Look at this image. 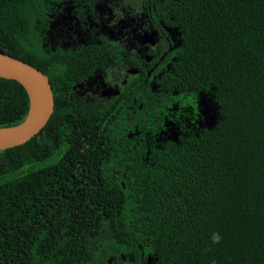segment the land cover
I'll use <instances>...</instances> for the list:
<instances>
[{
  "label": "trees",
  "instance_id": "1",
  "mask_svg": "<svg viewBox=\"0 0 264 264\" xmlns=\"http://www.w3.org/2000/svg\"><path fill=\"white\" fill-rule=\"evenodd\" d=\"M164 1L184 40L173 76L217 114L154 149L126 134L162 124L165 94L148 90L145 120L130 125L121 109L79 103V60L50 72L33 46L42 0H0V51L50 75L55 95L40 133L0 150V264H94L121 251L154 264H264V0ZM29 106L25 87L0 77V127Z\"/></svg>",
  "mask_w": 264,
  "mask_h": 264
},
{
  "label": "flooded vegetation",
  "instance_id": "2",
  "mask_svg": "<svg viewBox=\"0 0 264 264\" xmlns=\"http://www.w3.org/2000/svg\"><path fill=\"white\" fill-rule=\"evenodd\" d=\"M165 4L164 0H42L32 24L33 46L52 59L47 61L50 72L52 62L79 60L81 70L71 96L79 103H95L105 111L121 109L130 125L145 120L148 90L161 98L165 94L166 103L164 98L158 100L162 124L155 131L151 124L145 131L127 129L131 142L154 149L211 128L217 114L209 94L183 88L173 76L184 40L176 17L167 11L169 3ZM152 258L150 252L121 251L103 253L94 264H154Z\"/></svg>",
  "mask_w": 264,
  "mask_h": 264
},
{
  "label": "water",
  "instance_id": "3",
  "mask_svg": "<svg viewBox=\"0 0 264 264\" xmlns=\"http://www.w3.org/2000/svg\"><path fill=\"white\" fill-rule=\"evenodd\" d=\"M0 77L20 82L30 100L28 114L22 122L0 127V150H4L24 144L40 133L54 112L55 95L46 73L5 51H0Z\"/></svg>",
  "mask_w": 264,
  "mask_h": 264
},
{
  "label": "clouds",
  "instance_id": "4",
  "mask_svg": "<svg viewBox=\"0 0 264 264\" xmlns=\"http://www.w3.org/2000/svg\"><path fill=\"white\" fill-rule=\"evenodd\" d=\"M222 237L218 232L212 233L211 240L213 244H218L221 242ZM213 264H215V261H213Z\"/></svg>",
  "mask_w": 264,
  "mask_h": 264
},
{
  "label": "rangeland",
  "instance_id": "5",
  "mask_svg": "<svg viewBox=\"0 0 264 264\" xmlns=\"http://www.w3.org/2000/svg\"><path fill=\"white\" fill-rule=\"evenodd\" d=\"M210 109H211V106H210ZM210 113H211V114H213V111H212V109L210 110Z\"/></svg>",
  "mask_w": 264,
  "mask_h": 264
}]
</instances>
